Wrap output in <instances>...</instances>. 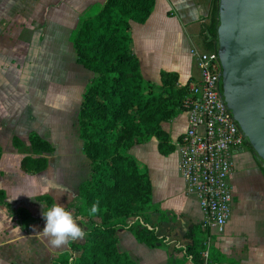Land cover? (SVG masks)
I'll list each match as a JSON object with an SVG mask.
<instances>
[{
	"label": "crops",
	"instance_id": "1",
	"mask_svg": "<svg viewBox=\"0 0 264 264\" xmlns=\"http://www.w3.org/2000/svg\"><path fill=\"white\" fill-rule=\"evenodd\" d=\"M103 1L0 0V36L8 29L10 31L11 26L22 35L28 18L34 22L32 29H28L32 34L26 38L23 55L9 48L0 51V136L7 128L13 131L11 136L28 137L35 132L47 140L45 133L42 136L38 130L42 125H55L57 104L61 116L63 112L64 123L70 122V126L73 123L77 127L79 103L90 72L75 61L74 28L82 15L92 12ZM210 3L211 0H155L144 23H131V48L145 80L158 84L161 71L176 72L179 81L184 82L199 77L194 52L201 50L194 42ZM36 15L45 16V19L39 23L34 19ZM47 32L55 36L51 34L49 42ZM56 40L61 45L56 44ZM64 62L70 68V64H74L82 71H68V67L61 69ZM65 79L68 84H64ZM44 115L52 117L46 124ZM187 118V113L182 111L162 124L171 143L174 144L186 130ZM157 145L158 139L151 137L148 142L133 146L129 153L148 171L151 199L160 209L149 215L148 223L155 227L157 235L166 237V243L149 248L137 242L127 230L118 233V241L139 264H167L171 257L180 260L181 264H192L182 257V252L174 249L190 242L184 233L190 225L203 223L204 213L196 196L186 189L175 144L167 155L161 154ZM0 149L1 159L4 147L0 146ZM233 158L234 168L229 177L231 211L223 231L211 233L214 235L212 243L233 264H264V173L257 159L245 150ZM0 188L7 191L3 186ZM6 221V216L0 218V264L28 263L29 260H25L27 252L31 258L37 257L40 248L38 242H33L39 240L32 227L35 223L28 231H22L15 220L12 224L8 221L10 225ZM30 241L31 246L26 248Z\"/></svg>",
	"mask_w": 264,
	"mask_h": 264
},
{
	"label": "trees",
	"instance_id": "2",
	"mask_svg": "<svg viewBox=\"0 0 264 264\" xmlns=\"http://www.w3.org/2000/svg\"><path fill=\"white\" fill-rule=\"evenodd\" d=\"M216 3L211 0L197 33L198 45L208 51L214 50ZM154 4L155 0H104L98 10L82 15L74 28L75 61L92 75L77 113L78 139L88 160L89 174L64 208L72 211L85 235L81 241L69 240L66 248L45 264H68L70 259L72 264H139L119 244L118 233L124 230L149 248L166 243V237L157 235L148 223L149 215L160 211L151 199L148 171L129 153L133 146L151 137L158 139L161 154L174 149L162 124L184 111L182 101L188 92V81L179 85L176 72L161 71L158 84L141 74L131 48L130 25L144 23ZM11 144L24 154L19 166L27 173L44 171L48 166L46 155L54 150L35 132L28 135L27 143L13 135ZM247 148L244 140L243 150ZM5 197L0 188V205L22 231L45 221L43 216H31L24 207H11ZM37 200L42 202L43 210L56 204L50 195H40ZM93 204H98V211L89 215ZM184 236L190 242L174 251L182 252L192 264H233L213 246L214 235L202 223L190 225ZM167 264L181 261L171 257Z\"/></svg>",
	"mask_w": 264,
	"mask_h": 264
},
{
	"label": "built area",
	"instance_id": "3",
	"mask_svg": "<svg viewBox=\"0 0 264 264\" xmlns=\"http://www.w3.org/2000/svg\"><path fill=\"white\" fill-rule=\"evenodd\" d=\"M194 56L199 77L188 81L182 101L188 115L187 127L174 144L186 189L196 196L204 213L202 224L217 234L223 231L230 215L229 177L233 157L243 150L244 138L221 97L216 52L201 50Z\"/></svg>",
	"mask_w": 264,
	"mask_h": 264
},
{
	"label": "rangeland",
	"instance_id": "4",
	"mask_svg": "<svg viewBox=\"0 0 264 264\" xmlns=\"http://www.w3.org/2000/svg\"><path fill=\"white\" fill-rule=\"evenodd\" d=\"M98 8L96 7L92 12H95L96 10H98ZM42 12L43 11H41L40 14H42ZM30 19L31 18H28V21H26L27 26L25 27V30L23 29L24 33L22 35L20 34V32L14 30V26H11L10 31H8L9 29H5L6 31L0 36V51L9 48L13 50V52H18L21 55H23V52L25 53L24 50L26 49L24 43L27 40V36L32 34L30 31H28V29H32V24L34 23L30 22ZM34 19L39 21L40 23V21L42 22L45 19V16L41 17L40 15H36V18ZM49 30L51 32V29ZM50 32H47L48 42L50 40L49 38L51 34L53 37H55L54 33ZM58 42L59 41L56 40V44H58ZM194 43H198V38ZM2 45H4L5 48L2 47ZM194 48L197 49V47ZM198 48L199 50H204L201 46H198ZM44 58L48 59V57L46 56ZM70 65L71 68L66 62H64V64L60 66L61 69H63V67L67 69L68 67V71H70L71 69L75 72H77L76 70H81L74 64ZM11 71L13 72V70ZM89 75L90 77L92 76L90 73ZM67 82L68 80L65 79L64 84H68ZM184 83L185 82L182 80L178 81L179 85H182ZM58 106V104L55 105V125L51 127H44L42 125V127L39 128L40 131L38 130L39 133L41 132V135L45 133L44 136L54 148L52 153L46 155L48 158V166L44 171L38 173L23 172L20 169L19 161L24 154L21 151L13 150L14 148L11 144V138L14 135L13 134L11 136L13 131L5 128L2 130L0 136V146L4 147V154L0 159V185L7 189V191L5 192V200L11 205V207H22L14 205H24L23 207L26 208L29 211L30 215L35 218H42L43 216V204L42 202H39L37 200L38 196L52 195L55 203L64 207L77 194L79 185L87 179L89 174L88 162L87 160H85L86 158L81 152V141L78 139L77 127L73 123L70 126V122L68 123V125L64 123L65 118L63 112L61 111V116ZM49 119L51 120L52 117L49 118L47 117V115H44L43 122L45 121L46 124ZM19 137L22 141H24V143H27L28 137ZM247 149L244 150L246 152H249L254 157L252 152ZM49 184H51L52 186L49 187L48 191H44V186ZM69 212L73 216L72 211ZM3 214L7 217L6 223L8 225H10V223L12 224L14 218L10 217L11 215L9 214L7 209L4 206L0 205V218L4 217ZM73 218L78 226H80L82 229L79 220L74 216ZM44 225L45 221H40L32 226L39 236V240L37 239L38 241L34 240L33 242L39 243L38 246L40 248V251L39 254H36L37 257L35 258H31L29 252L25 253V260H29L28 263L26 262L27 264H31V261L33 262V264L46 263V261H50L52 257L66 248V244L59 247H55L50 244V237L46 236L42 230ZM74 241H81V238H76ZM28 246H31V241L26 243L25 247L27 248ZM36 259L38 261H36ZM26 263L24 262V264Z\"/></svg>",
	"mask_w": 264,
	"mask_h": 264
},
{
	"label": "water",
	"instance_id": "5",
	"mask_svg": "<svg viewBox=\"0 0 264 264\" xmlns=\"http://www.w3.org/2000/svg\"><path fill=\"white\" fill-rule=\"evenodd\" d=\"M214 51L223 103L264 167V0H217Z\"/></svg>",
	"mask_w": 264,
	"mask_h": 264
},
{
	"label": "clouds",
	"instance_id": "6",
	"mask_svg": "<svg viewBox=\"0 0 264 264\" xmlns=\"http://www.w3.org/2000/svg\"><path fill=\"white\" fill-rule=\"evenodd\" d=\"M52 185L44 186V191H48ZM98 211V204H93L89 209L88 214L93 215ZM45 219L43 232L46 236L50 237V244L59 247L68 243L69 240L76 238H83L85 232L75 222L71 213L64 207L53 204L50 208L43 210L42 213ZM68 264H72L71 259Z\"/></svg>",
	"mask_w": 264,
	"mask_h": 264
}]
</instances>
